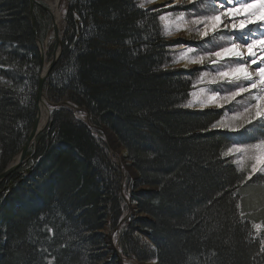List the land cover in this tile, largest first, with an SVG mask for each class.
<instances>
[{
  "label": "trees",
  "instance_id": "1",
  "mask_svg": "<svg viewBox=\"0 0 264 264\" xmlns=\"http://www.w3.org/2000/svg\"><path fill=\"white\" fill-rule=\"evenodd\" d=\"M37 1L0 0V174L36 115L37 39L52 28ZM65 2L62 52L44 86L48 125L0 183V264H120L111 232L139 264H264V229L253 227L264 223V180H246L250 165L222 155L236 134L212 129L222 117L206 114L225 109L178 107L192 81L172 69L160 13L135 0ZM54 49L53 38L47 62ZM106 129L134 180L123 181Z\"/></svg>",
  "mask_w": 264,
  "mask_h": 264
},
{
  "label": "snow or ice",
  "instance_id": "2",
  "mask_svg": "<svg viewBox=\"0 0 264 264\" xmlns=\"http://www.w3.org/2000/svg\"><path fill=\"white\" fill-rule=\"evenodd\" d=\"M146 2H152V0H146ZM190 4L194 3V0H188ZM209 0H203L201 4H197L191 9H177L180 18H183L185 12L189 16H194L192 22L196 24L203 25L200 34L202 38L205 39L203 44H187L184 45L181 42H177L174 45H168L167 47L176 48L184 47L186 51L182 53L179 59H184L188 56V53L195 51L197 48L203 52V55H199L196 58H192V63L203 64L205 58L209 60L211 65H216L221 61L227 60L228 65L221 64L219 68H213L210 71L215 73L208 83L220 84L221 81H226L230 84V87H226L224 84H220L219 87L212 89V95L208 97L207 103H216L221 109L224 108V104L220 101H232L236 100L237 97L244 96L245 93L248 94L249 99H254L255 103L250 106H245L243 112L235 107L227 109L226 111H231L236 113V119H242L246 114L247 120L246 124L251 125L253 129L260 127L264 128V37L258 35L254 32L253 28L249 25L259 27L260 24H264V0H219V9L216 8V0H211L210 8H205ZM140 8L144 7V4L139 5ZM167 7V6H165ZM151 11H157L153 9ZM145 15H150L146 12ZM161 20L167 19L165 15L159 17ZM227 18V23L225 22ZM231 27V33L227 31L228 27ZM214 35L212 39H207L209 37V32ZM219 32V36L215 35ZM167 35V32L165 33ZM255 37V38H253ZM216 39H228L230 41H237L244 44L246 47V53L238 49L237 43L233 42L227 46H215L213 41ZM130 43V41H129ZM208 45H213L209 47ZM249 66H255V71L258 74V80L254 79L249 73ZM180 75H198L200 77V83L204 82V77L209 75V70H198L196 73H181ZM204 90L201 89V92ZM225 93L221 97V93ZM262 94H257V93ZM193 96L196 93L192 94ZM201 103H204L201 101ZM240 103V101H237ZM178 107L189 108L192 107V102L189 101L185 104H180ZM206 115H216L223 117L225 112L219 113H207ZM258 121V124L254 123ZM221 120L216 122H210V127L212 129H219L223 127ZM207 127V126H206ZM231 131L237 133L238 135H244L243 132H239L237 128H232ZM244 132H248V128L245 127ZM252 139H256L255 136ZM247 141L233 140V145L246 144ZM249 149L252 152L258 153L253 157L254 163L251 166L250 172L247 174L246 180H252L253 174L260 173L257 180L252 181L253 184L264 180V138H261L260 143L250 144ZM244 151L240 147H229L227 151L223 152L222 155L227 157L231 156L233 153ZM241 180H245L241 177ZM251 186V185H250ZM232 195V193H229ZM236 208L240 205L237 203ZM242 215V213H241ZM253 227L257 232L264 229V223H255ZM264 244V240L261 241ZM261 252H264V247H261ZM51 264V262H49Z\"/></svg>",
  "mask_w": 264,
  "mask_h": 264
},
{
  "label": "rangeland",
  "instance_id": "3",
  "mask_svg": "<svg viewBox=\"0 0 264 264\" xmlns=\"http://www.w3.org/2000/svg\"><path fill=\"white\" fill-rule=\"evenodd\" d=\"M49 0L42 1L43 5L49 8V13L52 14V8L50 4L48 3ZM138 5L141 3L144 4L143 9H156L158 13H160V16L163 14L167 17L165 20L160 19V23L163 30V35L171 42V45L177 44V42H181L184 45L187 44H203L205 42V39L202 38L200 31L202 30L203 25L193 23L192 21L196 19L194 16H189L187 12L184 13L183 18H180L179 12L177 9H191L195 7L197 4H201L203 0H194V3L190 4L188 0H152V2H146V0H135ZM247 2V0H245ZM65 1L60 0L58 4L59 13H60V21L59 26L62 29L63 26V15L65 13ZM167 6V7H165ZM211 6V0H209L208 4L205 5V8H210ZM216 8L219 9V0H216ZM50 15V14H49ZM51 17V16H50ZM226 22V19H225ZM227 23V22H226ZM227 31L231 33V27L229 25ZM52 32L50 30V37L48 39V42H45L46 49L48 48V45L52 44ZM167 32V35L165 34ZM219 32H217L215 35L219 36ZM214 34L210 31L209 37L207 39L211 40L212 36ZM258 35L261 37H264V26H261V32H258ZM219 41V42H218ZM236 41H230L228 39H216L213 41V45L215 46H227L230 43H233ZM213 45H208L209 47ZM45 49V51H46ZM170 57H171V66L172 69H183L185 71H189V73H196L198 70H209V75L204 77V82L200 83V77L198 75H191L189 78L192 81V87L193 90L190 93L189 101L192 102V107H189L190 109L197 110V111H203V110H217L221 109L217 106L216 103H207L208 97L212 95V89H215L220 86V84H224L226 87H230L231 85L228 84L226 81H221L220 84H211L208 83V80H210L213 76H215L214 72H211L210 70L213 68H219L221 64L228 65V61L224 60L216 65H211L209 63V60L205 58L203 64L200 63H192L191 59L196 58L199 55H203L204 53L201 52L199 48H197L195 51L188 53V56L184 59H179V57L186 51V48L184 47H176V48H170ZM252 75L258 76L257 72H252ZM201 89L204 91L201 92ZM196 93L195 96L192 94ZM261 94V93H257ZM221 97L225 95V93L220 94ZM188 101V102H189ZM203 101L204 103H201ZM237 101H240V103H237ZM224 104V112L225 115L222 117V123L223 127L219 128V130H223L225 132H233L231 131L232 128H237L239 132H241L242 129H244L247 126L246 120L247 115L246 114L242 119H236L234 118L236 113L231 111H226L227 109L235 107L236 109H239L240 112H243V108L245 106H250L251 104L255 103L254 99H249L248 94L245 93L244 96L237 97L236 100L232 101H220ZM255 124H258V121L254 120ZM259 128V127H257ZM237 134V133H236ZM102 136L106 143L108 144L110 150L113 153V157L115 160V163L120 167V169L125 174V180L127 178H130L131 180H134L136 178V174L134 171L130 168V166L127 164L125 157L123 155V149L120 147L119 142L117 141L116 137L107 129L103 131ZM261 138L264 137H258L257 143H260ZM256 144V143H254ZM231 147H240L237 145L231 146ZM242 148L244 151L233 153L231 156H228L231 158L233 163L239 167L240 169H245L247 165H250V168L252 164L255 162L253 157L257 155L258 153L252 152L249 147ZM254 175H260V173L253 174ZM131 214V212H130ZM114 233L108 234V242L111 245V248L114 250V241L116 242L114 238ZM113 239V240H112ZM120 264H139L134 261H121ZM146 264H158L157 262H150Z\"/></svg>",
  "mask_w": 264,
  "mask_h": 264
},
{
  "label": "water",
  "instance_id": "4",
  "mask_svg": "<svg viewBox=\"0 0 264 264\" xmlns=\"http://www.w3.org/2000/svg\"><path fill=\"white\" fill-rule=\"evenodd\" d=\"M31 5H32V9H33V7L35 5H37L36 0H31ZM53 30H54L55 38H56V50H59V53H57V51L54 52L52 60L49 63V65L47 66L46 71L42 72V74H41V76L39 78L38 88H37V96H36L37 109H36V115H35V119H34V122H33V126H32V129H31V132L29 134V137H28L26 143L23 145L22 149L20 150V152H19V154L17 156V158L19 157L18 162L16 164H14V163L10 164L7 167V169L3 173L0 174V183L5 181L11 174L16 172L23 165V163L25 162V159L27 157L29 149L32 147V145L36 141L37 137L47 127V125L44 128H42V129L39 127L40 123L38 121V107H39V104L41 103V101H43V99L45 98V95H44L45 82H46L47 78L49 77V75L51 74L53 68L57 64V61H58V59L60 57L61 50H62V40H61V37H60V34H59V30H58V27L56 26V24L53 25ZM38 43H39V46H40V42L39 41H38ZM39 49H40L41 57H42V70H43L44 62H45V56H44L42 48L39 47ZM48 119H49V114H48ZM11 187H12V184L9 185V188H11Z\"/></svg>",
  "mask_w": 264,
  "mask_h": 264
},
{
  "label": "bare ground",
  "instance_id": "5",
  "mask_svg": "<svg viewBox=\"0 0 264 264\" xmlns=\"http://www.w3.org/2000/svg\"><path fill=\"white\" fill-rule=\"evenodd\" d=\"M60 0H49L48 3L50 4L51 8H52V14L54 17V21L59 24L60 21V13H59V8H58V4H59ZM226 22H227V18ZM261 26H264V24H260L259 27H255L253 25H249L250 28H253L254 32H261ZM232 31V30H231ZM255 38V37H253ZM237 42V41H236ZM237 47L240 51L245 52L246 53V47L244 44L241 43H237ZM45 55H46V51L44 50ZM47 66L44 67L43 72L46 71ZM249 73L251 72H255V66H251L250 69H248ZM262 94V93H261ZM47 119H48V107L46 105V99H43V101H41V103L39 104L38 107V121L40 123V128H44L47 124ZM19 157L13 162L14 164H16L18 162Z\"/></svg>",
  "mask_w": 264,
  "mask_h": 264
}]
</instances>
